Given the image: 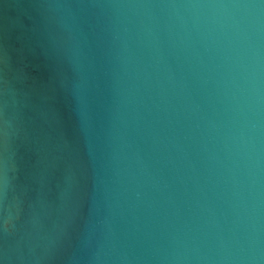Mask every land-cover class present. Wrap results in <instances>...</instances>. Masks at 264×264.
I'll return each instance as SVG.
<instances>
[{
    "label": "water",
    "instance_id": "95a60500",
    "mask_svg": "<svg viewBox=\"0 0 264 264\" xmlns=\"http://www.w3.org/2000/svg\"><path fill=\"white\" fill-rule=\"evenodd\" d=\"M0 264H264V0H0Z\"/></svg>",
    "mask_w": 264,
    "mask_h": 264
}]
</instances>
